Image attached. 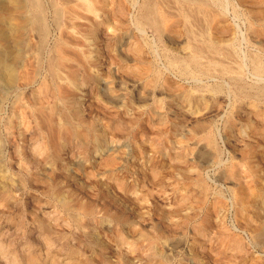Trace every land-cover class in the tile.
<instances>
[{
  "label": "rangeland",
  "instance_id": "374dc122",
  "mask_svg": "<svg viewBox=\"0 0 264 264\" xmlns=\"http://www.w3.org/2000/svg\"><path fill=\"white\" fill-rule=\"evenodd\" d=\"M35 1L0 0V264H264V0H154L160 28L144 0ZM194 34L225 49L206 68Z\"/></svg>",
  "mask_w": 264,
  "mask_h": 264
},
{
  "label": "bare ground",
  "instance_id": "6f19581e",
  "mask_svg": "<svg viewBox=\"0 0 264 264\" xmlns=\"http://www.w3.org/2000/svg\"><path fill=\"white\" fill-rule=\"evenodd\" d=\"M68 1V0H67ZM70 1H72V0H70ZM76 1H79L80 3H81V5L84 7V9L85 10H88V11H90L91 12V14L93 13V16L95 15H97L98 13H97V9L99 8L98 6V8L97 7H93L92 6V3L94 2H92L91 3V1L90 0H76ZM183 3H184V5L185 4H193L194 5V9H195V11L196 12H198V13H204L208 8V3H211L212 2V0H211V2H208L207 0H181ZM216 1V0H215ZM78 2V3H79ZM160 2V1H159ZM214 2V1H213ZM212 2V3H213ZM64 3H66V1H64ZM63 3V4H64ZM69 3V2H68ZM97 3V2H96ZM95 3V4H96ZM99 4V3H98ZM157 3H155L154 2V0H144L143 1V4L141 5V7H140V9H139V15H138V20L140 21V23H142V22H144L145 24L147 23H149L151 26H153V27H156V28H160L161 27V23H162V20L164 19L163 18V14H162V12H164V11H162L161 12V10L158 8V6L156 5ZM159 4V3H158ZM33 5L34 6H37V8L39 7V3L38 2H36L35 0H33ZM70 5V4H69ZM74 6V5H73ZM79 5H77V7H78ZM82 6H81V8H82ZM188 6V5H187ZM213 6V5H212ZM72 8V7H71ZM76 8V7H75ZM97 8V9H96ZM187 8H189V7H187ZM191 8H193L192 6L190 7V9L189 10H191ZM211 8V7H210ZM55 16H57L58 17V19H59V17H61V15H62V10L60 11V8H58L57 6H55ZM64 10H66L65 8H64ZM74 10V9H73ZM87 11V12H88ZM207 11H209V13H210V9L209 10H207ZM207 11L205 12L206 14H207ZM68 12H69V8H68ZM68 12H67V14H66V12H65V14L66 15H68ZM72 12V11H71ZM83 12H84V10H83ZM187 12V11H186ZM63 13H64V11H63ZM76 13V12H75ZM188 13H190V12H188ZM192 13V12H191ZM204 13V14H205ZM100 14V13H99ZM197 14V13H196ZM64 15V14H63ZM77 15V14H76ZM75 14H73V12L72 13H69V15H68V17H66L67 18V21H68V23H69V28H70V30L71 31H74V32H76L75 30L77 29V27L78 26H80V25H78V23H75V20L77 19ZM166 14L164 13V16H165ZM187 15V14H186ZM82 16V15H81ZM188 16V18L190 17H192L191 16V14L190 15H187ZM35 17H36V20L37 19H39V20H41L42 19V16H41V13H40V11H36L35 12ZM63 18V17H62ZM62 18H60L59 19V21L60 20H63ZM136 18V19H137ZM194 17H192V19H193ZM57 19V20H58ZM39 20H37L38 22H39ZM203 20V19H202ZM92 21H93V19H92ZM199 21V20H198ZM205 21V20H204ZM207 21H209V20H207ZM62 22V21H61ZM210 22V21H209ZM207 23V22H206ZM81 24V23H80ZM78 25V26H77ZM89 25V24H88ZM83 28V27H82ZM81 28V29H82ZM205 28V27H204ZM203 29V28H202ZM156 30H159V29H156ZM207 30V29H206ZM78 31V30H77ZM208 32V31H207ZM210 32V31H209ZM208 32V33H209ZM78 33V32H77ZM81 33V32H80ZM82 34V33H81ZM197 34V33H196ZM196 34H194L197 38H194V40H195V42L197 41V42H199L198 44L197 43H193V45H192V48H191V51H192V49H193V52L191 53V55H190V61L192 62V64H194V65H197L199 68H206V66L204 65V62L202 63V65H201V62H200V54H203L204 53V51L205 50H207V49H212V50H214V53H216L215 51H217L218 53H220L218 50H220L221 49V47H223V46H221L220 47V42H219V44H214V43H210V41L212 40V39H208V40H210V41H208L207 39H204V38H202V39H200L199 37H201V36H197ZM203 34V33H202ZM204 35V34H203ZM206 35H208V34H206ZM191 37H193V35L191 36ZM207 37V36H206ZM209 37H210V34H209ZM208 37V38H209ZM88 37H86L85 39L86 40H88L87 39ZM84 39V40H85ZM213 41V40H212ZM214 41H217L216 39H214ZM223 41V40H222ZM12 42V41H11ZM88 42V41H87ZM193 42V41H192ZM224 42V41H223ZM8 43H10V42H8ZM13 43V42H12ZM227 43V42H226ZM226 43H225V46H226ZM11 44V43H10ZM9 44V45H10ZM14 44V43H13ZM192 44V43H191ZM229 44H231V43H229ZM8 45V44H7ZM8 45V46H9ZM15 45H16V43H15ZM222 45H224L223 43H222ZM13 46V45H12ZM57 45H54L53 47L55 48V50H54V48H53V53H52V55L50 56H48L47 57V59H46V68H47V73L49 74V76H50V79L53 81V82H55V83H57V82H63L64 84L65 83H67V84H69L70 86H75V85H77L78 84V76H77V71H75L74 69L73 70H70V69H68V70H70V71H68L66 68H68V67H63L64 65H65V63L64 62H62V58H61V56L63 55V57H65V55L64 54H62V55H59V53L61 54V51L60 52H58V54L56 53L57 52V50H59V48L57 49V47H56ZM58 47H59V45H58ZM226 47H228V48H230V46H226ZM226 47H224V48H226ZM5 48V47H4ZM62 48V47H61ZM227 48V49H228ZM8 49V48H7ZM7 49H4V51H3V54L1 53L2 52V50H1V52H0V74H1V71H3V70H6L7 68H6V65H7V58L5 57V53H8V52H6L7 51ZM223 49V48H222ZM221 49V50H222ZM223 50H225V49H223ZM230 50H232V49H230ZM229 50V51H230ZM9 51V50H8ZM227 51V50H226ZM226 51H225V53H226ZM228 51V53L230 54L231 52H229ZM10 52V51H9ZM206 52V51H205ZM207 52H208V50H207ZM212 51H210L209 53H211ZM80 53V52H79ZM83 53V52H82ZM217 53V54H218ZM205 54V53H204ZM207 54V53H206ZM227 54V53H226ZM232 54V53H231ZM228 55V54H227ZM84 56V55H83ZM208 56V55H207ZM227 58L228 57H230V56H226ZM66 58V57H65ZM258 58V57H257ZM213 59V58H212ZM211 59V60H212ZM220 59V58H219ZM218 59V60H219ZM225 59V58H224ZM9 60V59H8ZM215 60V59H214ZM217 60V61H218ZM227 60V59H226ZM256 61H257V59H255ZM63 61H65V60H63ZM209 61V60H208ZM213 61V60H212ZM230 61V60H229ZM10 62V61H9ZM8 62V63H9ZM215 62V61H214ZM219 62V61H218ZM62 63H64V64H62ZM207 63V62H206ZM205 63V64H206ZM217 62H215V64H216ZM220 63V62H219ZM219 63H218V65H219ZM209 64H211V63H208V65ZM213 64V63H212ZM209 65V66H213V65ZM221 64V63H220ZM224 64H226V62H224L223 64H222V66L224 65ZM10 65V64H9ZM67 65V64H66ZM65 65V66H66ZM203 65H204V67H203ZM11 66V65H10ZM208 66V67H209ZM227 66V65H226ZM229 66V65H228ZM207 67V68H208ZM219 67H221L220 65H219ZM10 68H12V67H10ZM213 67H211V69H212ZM228 68V67H227ZM226 67H225V69H227ZM230 68V67H229ZM228 68V69H229ZM240 68V67H239ZM255 68L256 69H259V67H258V63H256L255 64ZM13 69V68H12ZM231 69V68H230ZM210 70V69H209ZM222 70V69H221ZM7 71V70H6ZM222 71H224V70H222ZM240 79V78H239ZM80 81V80H79ZM240 81V80H239ZM53 84V83H52ZM60 86V85H59ZM53 87V86H52ZM61 87V86H60ZM59 87V88H60ZM58 91H59V89H58ZM61 91V90H60ZM260 91H262V92H264V89H260ZM54 95V94H53ZM49 106V105H48ZM47 108V107H46ZM46 108H44L45 109V111L47 110V114L49 115V117L51 118V119H53V121H56V123L55 124H61V123H63V122H66V124L68 123L71 127H68L69 129H72L73 130V132H74V134H77L78 133V130L80 129V128H78V126H77V124L76 123H74V121H73V119H74V117H75V112H74V109H75V103L71 100V99H69L68 98V96L67 97H65V96H59L58 95V97H55V100H54V103H52L47 109ZM40 110V109H39ZM42 111V110H41ZM44 113V112H43ZM46 115V114H45ZM45 118H46V116H45ZM47 118H48V116H47ZM49 118V119H50ZM47 121V120H46ZM52 126H53V124H52ZM65 126V125H64ZM88 129H89V127H87ZM62 130V129H61ZM82 130V129H81ZM71 131V130H70ZM69 131V132H70ZM86 131V130H85ZM98 130H96V128L94 127V126H92V127H90V129H89V132L91 133V134H93V135H95L96 134V132H97ZM90 133H89V135H90ZM70 135V134H69ZM88 135V134H87ZM81 136V135H80ZM96 136V135H95ZM94 140V139H93ZM62 199L63 198H61L60 200L62 201ZM65 200V199H64ZM67 202V201H66ZM63 204H64V202H63ZM66 205V204H65Z\"/></svg>",
  "mask_w": 264,
  "mask_h": 264
}]
</instances>
